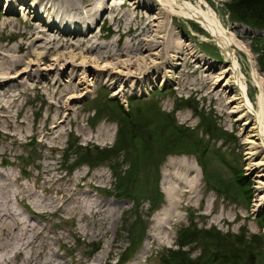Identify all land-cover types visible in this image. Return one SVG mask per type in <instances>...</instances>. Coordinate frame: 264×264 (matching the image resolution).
<instances>
[{"label":"rangeland","instance_id":"rangeland-1","mask_svg":"<svg viewBox=\"0 0 264 264\" xmlns=\"http://www.w3.org/2000/svg\"><path fill=\"white\" fill-rule=\"evenodd\" d=\"M204 1L246 48V51L237 50L236 56L247 80L248 96L254 101L257 90L250 76L253 66L264 86V75L253 52L258 31L235 30L236 25L243 24L228 18L224 3L229 0ZM134 6L121 8V12L133 18L135 13H140ZM6 10L1 3L0 47L4 48L14 47L21 40L17 32L27 30L22 22L25 15L19 9L15 13ZM134 21L139 24V16ZM101 22L99 19L93 27L100 44L120 45V41L130 39L129 35L112 32L118 24L116 19L109 28L100 29ZM165 23L180 41L188 43L197 55L212 64V69L196 72L190 65L192 59L185 52H179L172 68L164 65L165 76L138 79L119 94L116 93L119 86L110 87L105 81L91 77L85 69L80 72L87 81L79 85L60 74L56 78L61 85L59 81L46 84L43 75L39 78L40 89L20 90L13 102L12 98L0 96V101L6 104V113L0 110V114L7 115V118L0 116V172L9 176V180L0 177L7 187L5 205L10 210L7 221L15 215V229L25 237L24 255L30 261L160 264L161 254L176 248L179 230L190 224L220 233L243 234L247 240L255 235L259 239L257 245H264V141L260 140L253 120L241 117L243 107L240 112L229 111L237 110L242 103L240 99H233L239 97L237 92L221 91L229 79L220 74L228 60L197 22L165 15ZM36 25L41 30L47 28L41 22ZM58 33L60 40L64 38L63 33ZM42 66L50 67L47 63ZM68 82L71 89L66 86ZM212 86L220 92L208 95V87ZM63 90L67 96L73 95L68 103L70 114L52 133L49 129L52 120L64 117L63 112L48 106L49 100H54ZM111 103L118 110L135 104H155L160 111L172 113L177 124L194 129L197 134V147L186 146L182 152L159 156L161 162L155 176L141 178V184L148 181L162 193V200L154 209L145 196H139L142 200L136 202L116 192L108 163L96 167L72 165L74 155H70L73 150L70 145L88 148L113 145L119 124ZM200 114L210 118L217 130L212 129L209 135L203 129L196 130L201 123ZM238 174L243 175L247 184L245 198L238 194L239 187L235 184ZM137 215L144 227L143 235L133 250L126 251L129 246L126 221ZM256 247L253 245L251 250ZM185 250L193 258L200 253V248L193 244ZM12 252L0 249V264L5 259L18 264L19 257L13 258Z\"/></svg>","mask_w":264,"mask_h":264},{"label":"bare ground","instance_id":"bare-ground-1","mask_svg":"<svg viewBox=\"0 0 264 264\" xmlns=\"http://www.w3.org/2000/svg\"><path fill=\"white\" fill-rule=\"evenodd\" d=\"M1 3L6 11L15 13L19 9L25 15L22 22L27 30L17 32L21 40L14 47H0V96L12 98L13 102L20 90L40 89L39 78L43 75L46 84L58 83L56 77L60 74L72 82L76 80L79 85L87 81L80 72L85 69L94 79L105 81L110 87L119 86L116 89L119 94L127 91V86L137 83L138 79L158 78L160 74L165 76L164 65L172 68L179 52H185L192 59L190 65L195 67L196 72L206 73L213 65L197 55L188 43L180 41L174 31L167 27L165 15H177L197 22L215 41L223 57L228 60V65L220 72L229 76L221 91L238 93L239 97L233 99H240L239 103L242 104L239 107L245 109L241 117L253 120L260 140L264 141L263 82L253 66L250 76L257 91L252 101L247 93L246 77L236 56L237 50L246 51V48L236 40L231 27L226 29L222 25L216 12L204 0H199L197 4L189 0H0ZM130 4H136L134 10L140 12L139 15L133 14V18L121 12V8ZM138 16L140 22L134 24V18ZM99 19L102 21L100 29L109 28L116 19L118 24L112 32L129 35L130 39L120 41V45L100 44L97 42L99 35L93 30ZM37 22L43 23L46 30L39 29ZM236 26L235 30L254 32L246 26ZM58 32L65 35L61 40ZM155 49L156 52L153 51ZM101 62L104 63L100 65ZM45 63L50 67H43ZM91 66L94 69H89ZM116 68L119 70L116 71ZM134 79L136 82H133ZM58 84L61 85L60 81ZM66 86L71 89V83L68 82ZM216 86L208 87L207 94H218L220 90ZM70 99H73V95L67 96L66 90H63L54 100H49L48 106L59 113L63 112L64 117L52 120L51 132L63 119L68 118ZM229 102L226 103L227 108ZM239 107L229 110L230 113L243 111ZM0 110L6 113V104L2 101ZM1 114L7 118L6 114ZM3 176L9 180V176L0 172V177ZM6 191L5 182L0 179V249L5 252L13 250V258L19 257L18 264H52L50 261H30L24 255L27 243L25 237L19 234V229H15V215L11 214L13 218L7 221L10 210H6ZM4 264L12 262L5 259Z\"/></svg>","mask_w":264,"mask_h":264},{"label":"trees","instance_id":"trees-1","mask_svg":"<svg viewBox=\"0 0 264 264\" xmlns=\"http://www.w3.org/2000/svg\"><path fill=\"white\" fill-rule=\"evenodd\" d=\"M224 6L232 22L258 31L253 52L257 54L258 69L264 75V0H229ZM111 106L119 124L113 145L105 148L70 145L73 147V150L69 148L70 155H74L72 165L96 167L108 163L114 190L136 202L145 196L154 209L160 204L162 193L155 184L152 186L148 181L141 184V178H148L149 174L153 177L161 162L159 156L164 158L168 154L182 152L186 146L197 147V134L194 129L177 124L172 113L160 111L152 103L135 104L129 109L121 107L119 110L115 103ZM200 118L201 123L196 130L203 129L202 132L208 135L217 130L210 118L202 114ZM235 184L239 187L238 194L245 198L248 188L243 175H236ZM126 223L128 251L140 242L144 227L139 215ZM258 243L255 235L247 240L243 234L220 233L213 228L199 229L190 224L179 230L176 248L165 250L160 256V264H254L255 261L264 264V245ZM192 244L200 248L199 255L194 258L185 250ZM253 245L258 247L251 250Z\"/></svg>","mask_w":264,"mask_h":264}]
</instances>
